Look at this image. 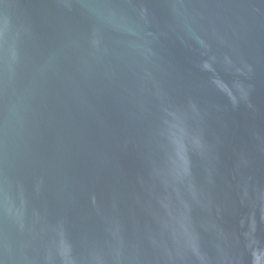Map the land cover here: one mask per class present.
I'll return each mask as SVG.
<instances>
[{
    "label": "water",
    "instance_id": "water-1",
    "mask_svg": "<svg viewBox=\"0 0 264 264\" xmlns=\"http://www.w3.org/2000/svg\"><path fill=\"white\" fill-rule=\"evenodd\" d=\"M0 264H264V0H0Z\"/></svg>",
    "mask_w": 264,
    "mask_h": 264
}]
</instances>
